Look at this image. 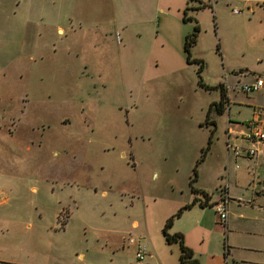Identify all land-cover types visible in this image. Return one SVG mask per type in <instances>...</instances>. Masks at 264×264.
I'll use <instances>...</instances> for the list:
<instances>
[{"label":"rangeland","instance_id":"obj_1","mask_svg":"<svg viewBox=\"0 0 264 264\" xmlns=\"http://www.w3.org/2000/svg\"><path fill=\"white\" fill-rule=\"evenodd\" d=\"M119 1L80 0L77 17L108 23ZM186 1L207 6L183 21L186 6L164 17L145 8L147 0H128L133 21L110 35L84 25L58 33L57 25L67 28L59 0H9L0 8V264H181L179 244L161 233L159 244L149 224L173 206L170 199L190 192L211 121L228 119L208 107L217 94L199 83L233 82L232 121L248 120L253 106L264 111V94L240 89L257 75L264 80L261 0L233 16L224 0ZM196 23L191 57L203 60L200 75L183 46L179 60L177 49L160 46L163 38L177 46L178 31L184 43ZM217 138L224 146L222 125ZM231 166L246 171L245 160Z\"/></svg>","mask_w":264,"mask_h":264},{"label":"crops","instance_id":"obj_2","mask_svg":"<svg viewBox=\"0 0 264 264\" xmlns=\"http://www.w3.org/2000/svg\"><path fill=\"white\" fill-rule=\"evenodd\" d=\"M168 1L169 2L162 0V3L160 0H147L145 8H152L166 17L168 9L177 7V12L180 13L183 7L187 6V1L184 2V0ZM219 1L220 0H208L207 3L211 2L213 6L214 3L219 4ZM224 1L221 8H223L229 16L241 15V9L245 6L249 11L254 10V7L249 5V2L252 0ZM8 2L9 0H3V2L0 0V8ZM59 3H62L61 6L65 11L64 19L67 21L66 30L57 25L56 31L60 34L77 32L76 28L79 30L78 32H80L83 25V27L88 30L93 32H104L105 35L107 33L110 35V31L113 30L116 33H124L128 30L129 25L134 19L133 11L128 4V0H120L118 8L115 9L108 23L97 22L94 20L93 16L88 17L90 21L88 22L89 24L87 23L88 26L86 27L87 24L85 21L77 17L83 14L80 0H59ZM161 4L166 5L168 8H166V10L159 9L158 7L162 6ZM259 5L261 4L259 3ZM35 6L36 3H34V7ZM234 10H237V12ZM117 42L121 44V46H124L121 38L118 39ZM172 45L165 38L162 39L160 44L161 48L169 47L171 51L177 49V58L179 60L183 55L181 50L182 46L184 50L182 31H178L177 46L176 44ZM131 50L132 49H127V51ZM222 55L224 58L225 54L222 53ZM130 58L129 60H132L133 57ZM185 62L187 63V61ZM125 66H127L126 63ZM84 68L87 69V66H84ZM232 73L235 74L231 77L236 78L237 82H239L240 76H242L240 75L241 73L239 72V74H237L236 71ZM258 77L261 78L260 75H257L250 81L244 83H253ZM222 79V81L214 85H220L222 87L221 89L212 90L217 94V97L211 100L208 107H210L212 103L219 101L222 91V93H224V99L222 105L219 106L220 110H222L220 115L222 116V114L227 112L228 119L225 121V124L218 120H214V122L216 129L222 125V129L225 133L224 146L220 145L219 148H217V144L220 140V138H217L215 143L212 142L211 148L205 158L198 163L199 169L197 170V177L193 188L199 191V194L191 192L188 176V188L190 192L186 193L184 198L177 199V197H174V199H170V201L173 202V206H171V208L169 207L167 212L158 215L156 223L154 225L151 223L149 224L153 228L149 229L151 232H154L155 240L160 244L161 239H158V236L161 237L160 233L162 234V228L166 219L177 213L180 208L185 207L196 199L197 201L195 204L189 208L183 209L180 214L175 217L172 233L170 234L181 233L183 235L184 244L192 250L193 257L197 260L198 264H264V149L261 147L264 142L245 140L241 136V133L246 131L247 121L252 118L258 119L264 127V111L253 106L252 116L248 120H245L243 123L232 121L229 117V113L231 103L234 102V95L232 93V91H234L232 89L233 82H227L226 77ZM257 91L264 94V80L262 86ZM238 103L242 105L243 102L238 101ZM244 104L249 105V107L252 105L250 101ZM14 124L13 122L11 127L14 126ZM227 144L230 145L229 148H227ZM234 148H238V155L235 154ZM250 148L256 150L254 155L250 156L247 154V149ZM219 150L222 151L223 154L220 155ZM197 159L196 157V160ZM237 159L246 161V171H237L235 166H231L228 171V165H235ZM224 180L226 182L225 184H223ZM175 187L183 190L182 186L177 185ZM175 187L172 186L173 191H175ZM237 189L245 190V193L243 194V192H241V194H235L234 190ZM1 192L2 190L0 189V195ZM201 193H205L207 196L205 197ZM138 195L140 194H137V196ZM221 199H225L227 202L228 215L225 223L219 221L214 207ZM201 203L203 205H201ZM131 225L137 228L139 222L133 220ZM150 231H148V236L152 242L153 239L152 235L150 236ZM162 238H164L163 235ZM149 257L152 258V254H150Z\"/></svg>","mask_w":264,"mask_h":264},{"label":"trees","instance_id":"obj_3","mask_svg":"<svg viewBox=\"0 0 264 264\" xmlns=\"http://www.w3.org/2000/svg\"><path fill=\"white\" fill-rule=\"evenodd\" d=\"M188 1L189 2H195V1L197 2L199 0H188ZM206 6H207V4H205V3L204 4H199V6H189V5H187L184 8V11H183V21L193 20L192 17L187 16L189 10H198V9H201L203 7H206ZM199 31H200L199 25L196 23L194 25L193 31L191 33L185 35V37H184V51H185V54H186L187 63H189V64L196 63V64L199 65L198 74L200 75V73L204 69V62H203L202 59H195V58L191 57V49L197 42ZM199 85L201 87H204L207 90H210V89L213 90V89H219V88L221 89V87H222L220 85H217V86H206V85H203L202 83H199ZM223 99H224V93H222V91H221V97H220L219 101L212 103L209 108L215 107L216 110L219 113L222 112V110H220L219 106L222 105ZM211 123H212V128L213 129H212V131H211V133H210V135H209V137L207 139V144L204 147H202L201 156L197 160V163L195 164V166L193 168V174H192V176L190 177V180H189V186H190L191 192H193L195 194H199V191H197V190H195L193 188V183L196 181V177H197V169H196L197 168V164L199 162H201L205 158L206 154L210 150L211 144H212V137H213V134H214V131H215V128H216L215 122L212 121ZM201 194H203L205 197L207 196L205 193H201ZM196 201H197L196 199L193 200L190 204L186 205L185 207L180 208L177 211V213H175L174 215H172L168 219H166V221H165V223L163 225V228H162V235H163V237H164V239H165V241L167 243L177 242L179 244V250H180L179 260H180L181 264H198V262L193 257L192 250L184 244L183 235L181 233L170 234L168 232V229L172 225L173 218L178 216L183 209L189 208L190 206L195 204ZM201 205H203V204L201 203Z\"/></svg>","mask_w":264,"mask_h":264},{"label":"built area","instance_id":"obj_4","mask_svg":"<svg viewBox=\"0 0 264 264\" xmlns=\"http://www.w3.org/2000/svg\"><path fill=\"white\" fill-rule=\"evenodd\" d=\"M261 6H264V0L260 1ZM237 12V10H234ZM263 84L262 78L258 77L255 82L253 83H246L244 85L240 86V89L244 91L245 93H250L254 92L260 89V87ZM241 136L249 141H257V142H264V127L262 126L261 122L256 119L252 118L247 121L246 123V131L241 133ZM230 145L227 144V148H229ZM234 152L236 155L239 154L238 148H234ZM256 153V150L254 148L247 149V154L248 155H254ZM215 211L216 214L218 215L219 221L221 223H225L227 220V202L225 199H221L220 202L215 204ZM131 243L133 240H130ZM136 257L139 261L144 260V253L141 250V247L138 246V251L136 253Z\"/></svg>","mask_w":264,"mask_h":264}]
</instances>
